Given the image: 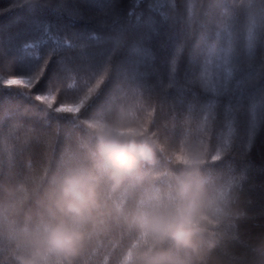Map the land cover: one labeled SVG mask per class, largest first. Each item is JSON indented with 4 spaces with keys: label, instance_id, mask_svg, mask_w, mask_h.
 Returning <instances> with one entry per match:
<instances>
[{
    "label": "clouds",
    "instance_id": "clouds-1",
    "mask_svg": "<svg viewBox=\"0 0 264 264\" xmlns=\"http://www.w3.org/2000/svg\"><path fill=\"white\" fill-rule=\"evenodd\" d=\"M38 79L0 56V91L27 101L0 113V264H264V239L236 250L243 193L211 134L170 136L118 85L92 105L94 84Z\"/></svg>",
    "mask_w": 264,
    "mask_h": 264
},
{
    "label": "snow or ice",
    "instance_id": "snow-or-ice-1",
    "mask_svg": "<svg viewBox=\"0 0 264 264\" xmlns=\"http://www.w3.org/2000/svg\"><path fill=\"white\" fill-rule=\"evenodd\" d=\"M142 2L131 0L125 13L126 0H18L29 14L51 9L61 19L37 16L28 38L11 48L0 42V56H15L25 76L39 73L33 92L59 70L75 83L95 85L85 98L92 105L117 85L125 98L154 100L171 117L172 137L196 123L215 139L219 111L221 150L241 129V151L251 149L264 126V0H151L147 12ZM188 40L181 83L178 66ZM197 88L210 94L206 102ZM9 92L0 91V99ZM245 178L243 171L234 176L237 183ZM235 242L242 251L250 245Z\"/></svg>",
    "mask_w": 264,
    "mask_h": 264
},
{
    "label": "trees",
    "instance_id": "trees-1",
    "mask_svg": "<svg viewBox=\"0 0 264 264\" xmlns=\"http://www.w3.org/2000/svg\"><path fill=\"white\" fill-rule=\"evenodd\" d=\"M177 2L179 3L180 0H177ZM17 3L18 0H0V42H4L9 48L18 45L21 40L28 38L32 34L33 21L37 16L41 19H61L51 9H44L37 14H29L25 9L17 7ZM150 3L151 0H143L140 8L147 12ZM128 7H131V0H126L124 5L125 13ZM192 44V40L186 41L184 43L185 50L181 53V60L178 66L181 83L183 63L191 52ZM148 46L154 53L158 51L151 44ZM18 70H20L19 66ZM196 91L201 101L206 102L210 98V94L206 93L202 88H197ZM169 92L173 97L177 95L175 89H170ZM187 99L190 100L191 97ZM226 102V98L221 100V103ZM22 103H27V101L9 92L8 96L5 95L0 99V113L9 111ZM217 121L218 124L214 127L216 136L215 139L212 137V142L220 145L219 133L224 132L225 129L223 128L222 116L219 111L217 113ZM63 123L61 121V124ZM242 137L243 129L240 130L237 139L230 143L227 149L221 151L223 159L218 162L217 167L224 169L234 176H239L242 171L244 172L246 178L239 181V184L243 193L242 208L245 218L239 223L236 240L253 243L264 239V215L259 214L264 209V126H260L257 129L254 146L244 153H242L240 146ZM60 139L62 140V136ZM244 169H247V171H244ZM235 247L237 251L243 250L242 246L237 242H235Z\"/></svg>",
    "mask_w": 264,
    "mask_h": 264
}]
</instances>
